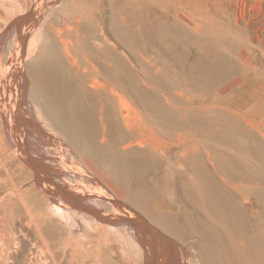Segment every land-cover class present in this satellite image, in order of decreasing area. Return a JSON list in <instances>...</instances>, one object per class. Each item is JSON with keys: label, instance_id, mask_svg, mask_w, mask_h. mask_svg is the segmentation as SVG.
<instances>
[{"label": "bare ground", "instance_id": "obj_1", "mask_svg": "<svg viewBox=\"0 0 264 264\" xmlns=\"http://www.w3.org/2000/svg\"><path fill=\"white\" fill-rule=\"evenodd\" d=\"M13 1L14 3L16 2L15 0ZM129 1L134 5H139V3L145 5L152 0ZM154 1L159 3L161 8L167 13L171 11L175 12L180 20L191 25L201 37L204 34L206 35L207 32H210L212 37L211 41L215 47V53L212 52V55L214 57L217 56V60L215 61L216 65L214 64L216 76L224 73L231 65H233L236 72L247 74L246 79L241 85L238 78L235 81H232V79L228 83L229 88L234 85V87L239 86V88L244 89L241 90L242 93L235 94L237 89L235 87L234 92L223 96V104L203 102L204 104L200 105L201 110L208 111L214 108L224 109L231 113V115L241 117V121L246 126L257 133L259 137H264L262 128L264 127V121L257 120L264 117V111L261 108H257L259 101L264 102V86L257 84L258 80L256 78L264 75V67L259 64L257 55L252 52L256 48L253 37L261 38L259 33L254 36L250 34L248 28L251 29L252 27H248L249 24L245 23L248 26H243L239 22L241 16L242 18H246L247 15L244 17V12L250 3L251 5L254 4V7L258 10L256 14L258 12L262 14L264 0ZM115 4L117 8L122 10L127 7L125 1L117 0ZM16 8L17 4L15 3L11 9ZM17 11L21 14L24 13L22 9H18ZM92 11L87 10L85 12V15L89 19L94 20L96 18L95 24L91 26V29H95L92 33L84 37L77 46L65 40L61 41L63 51L66 54L72 72L61 69L60 58L57 60L53 56L45 55L43 57L41 56V62L38 67L29 69V76L26 77L22 68H20L22 65V55H19L23 51L22 47L20 48V54L14 58V66L12 64L6 66L1 65L0 264H187V252L182 251L181 257H178L177 242L170 239L168 237L169 235L167 236L161 230L163 228L167 232L175 233L174 230L178 224L181 222L184 223L183 214L185 212L179 205V194L175 191L160 193L157 189L158 193L155 192L151 195L150 190H148L149 187H152V185L149 186L148 169L139 168L137 170V168L130 166L127 170V174L130 176L129 181L126 182L121 179L124 185H121L120 189H116V193L120 198L130 201L132 203L131 205L115 197L103 183L85 170L82 163L87 161V157L84 153L82 154L78 148L75 149L77 152H73L65 144V140H71L67 134L70 132L66 131L69 127L63 121V126H61V123L58 124L56 115L61 111L57 106V102L60 101L61 104H67L66 102L70 101L68 86H66L69 83L66 80L72 81L75 87L78 88H76V96L79 100H81V95L84 94V98L86 97V100L88 99V102H91L96 107V110L98 109V114L103 123L119 116L124 120L127 129L133 135L141 137L147 144H150L165 160L176 161L177 163H180L182 160H188L191 164L194 163L191 169L195 177L200 176V171H202L201 163H203L205 170V174H203L207 178L216 175L223 177L227 189L223 187L224 189L222 190H229V187L231 190L236 191L242 197L244 204L251 205L253 203L247 197L248 195L244 193L252 181L249 180L250 178H236L227 173L225 175L219 173V168L223 167L219 163L221 161L218 160L219 157L216 154L217 151H215L212 142L207 141L201 144V148H203L202 154H198L197 151H192V147L200 143L196 133L187 132L184 126L179 123H174V125L170 126L166 125L167 127H165L160 121L161 119L154 118L153 114L145 109V100H141L138 103L137 98L139 92L133 91L129 86H123L122 81L124 79L122 80L121 78L122 65L119 60V46H117V39L121 35V32L114 30L110 33L113 34L116 41L111 40V37L106 36L107 34H105L101 22H97V17L93 14L95 10ZM239 11L244 15L240 13V16ZM28 16H30L29 13L17 18L19 26H22V29L18 31L21 42L24 41L28 33ZM124 20L127 26L131 27L134 18L130 14H126ZM11 23L8 24V28ZM32 32L35 31L33 30ZM31 36L33 37V34ZM39 39L40 33L38 32L32 39L35 45L31 44L33 48L31 49L30 47L29 51H31L27 53V59L29 61L34 58L33 55L34 52L36 53L35 49ZM125 43L127 45L126 47L131 46L129 40H126ZM135 43L137 42L135 41ZM201 44L204 45V43ZM209 45L211 46V44ZM53 46L55 48L56 44ZM205 46L209 47L207 45ZM213 46L211 49H213ZM126 47L125 50L129 51V48L127 49ZM206 50L208 51L207 48ZM133 55L136 54L133 53ZM206 56L208 57L209 55L206 54ZM202 59L203 57H201L200 61ZM176 63L178 64V62ZM127 64H131V60ZM177 64L176 66H179ZM123 73L122 75L125 76ZM124 76L123 78L126 77ZM126 82L128 81L126 80ZM212 85H214V82ZM230 90L232 89L230 88ZM78 91L82 93H80V97L78 96ZM243 95L244 98L242 99L241 97ZM211 96L214 97L217 95L214 92ZM165 106V104H161L159 108H156V112L154 111L161 118L166 116ZM241 107L245 108V114H242ZM66 108L68 107L66 106ZM254 108L257 109L253 110ZM68 113L66 114L68 115ZM117 123L119 122L117 121ZM58 128H65V132L67 133L64 132L62 136H59L58 134L60 132L58 133ZM85 140L87 139L85 138ZM103 142L106 143V140L103 139ZM196 150L198 149L196 148ZM96 159L98 158L96 157ZM233 160L235 161V159ZM237 161L239 162L238 159ZM240 162L242 163V161ZM180 166L182 167L183 165ZM242 174L244 175V172L240 175ZM246 176H248V173ZM260 188L262 189V187ZM220 195L222 197V192L219 191ZM228 197L230 196L228 195ZM237 201H235V205ZM137 208L152 222L162 228H157L150 220L145 219L142 216V212L137 210ZM246 228L249 229V225ZM176 230L178 231V229ZM187 232L185 234H188ZM197 233H199V230ZM180 236L183 237L184 235L182 236L180 234ZM251 242L250 245H252ZM117 243H119L120 247L116 245ZM234 251L233 253L236 252ZM260 254H258V257ZM217 257L222 258L220 255ZM220 260H216V262L220 263ZM230 262L232 263L231 260ZM228 264L230 263L228 262ZM240 264L243 263L240 261Z\"/></svg>", "mask_w": 264, "mask_h": 264}, {"label": "rangeland", "instance_id": "obj_2", "mask_svg": "<svg viewBox=\"0 0 264 264\" xmlns=\"http://www.w3.org/2000/svg\"><path fill=\"white\" fill-rule=\"evenodd\" d=\"M15 1L17 8L12 10L11 8L13 4H15L13 0H0V69L2 68L1 65L6 66L12 64L14 66V58L20 54V48L22 47L23 51L19 55H22V65L20 68H22L26 77L29 76V69H35L38 67L41 58L45 55L53 56L57 60L60 58L59 61H61L60 64L63 67H61V69L72 72L66 54L63 51L61 41L65 40L72 43L74 46H77L84 37L88 36L93 30H95L91 29V26L92 24H95V17H97V22H101L105 34H107L106 36L111 37V40L116 41L113 34L110 33L114 30H119L121 32V35H119V38L117 39V46H119V60L122 65L121 72H125L123 74L126 76L125 77L121 73V78L122 80L124 79V81H122L123 86H129L133 91H137V93L139 92L137 98L138 103H140L139 101L141 100H145V109L149 110L154 118L161 119L160 121L165 127L174 125V123H179L184 126L187 132L196 133L199 138L197 139L200 143L195 147L193 146L191 149L192 151H197L198 154H202L203 148H201V144H204L207 141L212 142L215 151H217L216 154L219 157L218 160L221 161L219 163L223 167L219 168V173H222L223 175L227 173L236 178H250L249 180L252 181V184L250 183L251 186L248 185L249 187L244 193L245 195H248L247 197L253 201V203H251V205L244 204L242 197L229 187V190H222L224 188L227 189L223 177L216 175L207 178V176L204 175L205 170L203 168V163L201 162L202 171H200V176L195 177V174H193V170L191 169L192 164L194 163L191 164L188 160H182L180 163L165 160L150 146V144H147L141 137L133 135L127 129L124 120L119 116L111 119V121L107 120L108 123L107 121L103 123L98 114V109L96 110V107H94L91 102H88V99L86 100V97L84 98V94L80 91H78V96L80 97V95H82L80 97L81 100H79L76 96L77 87H75L72 81L66 80L69 84L64 83L68 86L67 89L69 90L70 101L66 102L67 104H61L60 101L57 102V106L61 111L56 117L58 124L61 123V126H63V121V123L70 128H68V130L66 129V131H69L72 134L65 132V128H58V133L60 132L58 135L62 136L64 132L67 133L71 140H65V144L71 148L73 152L78 148L82 154L84 153V155H86L87 161L82 163L85 170L103 183L115 197L124 200L131 205L132 203L130 201L120 198L116 193V189H120L121 185H124L122 180L126 182L129 181L130 176L127 174V170L130 166L137 168V170H139V168L148 169L149 186L152 185L148 190H150L151 195L152 193L154 194L157 192V189L160 193H170L175 191L179 194V205L185 214H183L184 223L181 222L178 224L174 230L175 233L167 232L161 226L152 222L140 209L137 208V210L142 212V216L145 219L150 220L157 228H162L161 230L167 236L169 235L168 237L170 239L177 242L178 257H181L182 251L187 252V264H218L219 262H216V260L218 261L220 259H223V261L220 260L219 264H228V262L230 264H240V261L243 264H264V137H259L257 133L253 132L248 126H246L241 121V117L231 115V113L224 109L214 108L208 111L201 110L200 105L206 102L223 104V96L234 92L236 88L235 94L238 95L240 92L242 93L241 90L244 89L239 88V86H235V88L234 85H230L232 90L229 91L230 88L228 87V83L231 82L230 80L233 79L232 81H235L238 78L241 85L247 77V74L236 72L233 65H231V69H227L224 73L217 76L215 75L214 68L217 56L214 57V55H212L215 53V47L211 41L212 37L210 32H207L206 35L204 34L201 37L191 25L180 20L175 12L171 11L167 13L161 8V5L154 0L145 5L140 3L139 5H134L129 0H120L125 1L127 5L123 10L116 7L117 5L115 2H117V0ZM262 8L263 13L261 14L258 12V16V14H256L258 10L254 7V4L251 5L250 3L245 9V15L239 11V15L240 13L244 15V17L247 15L246 18H242L240 15L241 18L239 22L243 26H248L245 25V23L249 24L248 27L252 28L248 29L253 36L259 33L261 39H258L257 37L256 39L255 36L253 37L256 48H254L253 50L255 51L252 52L257 55L259 64L264 67V5ZM18 9H22L24 13L21 14L17 11ZM87 10H95L94 12L92 11L95 16L94 20L89 19V17L85 15ZM27 13L30 14V16L27 17L28 33L24 41L21 42L20 33L18 31L22 29V26H19L17 18ZM126 14H130L131 17L134 18L133 24L131 25L132 28L125 23L124 16ZM9 23H11V25L8 28L7 26ZM33 30L35 32H32ZM37 31L40 33V39L35 49L36 53L34 52L33 55L34 58L29 61L27 59V53L31 51H29L30 47L31 49L33 48L31 44L35 45V42L32 39L36 33H38ZM32 34L33 37L31 36ZM126 40L130 41L131 46L126 47ZM135 41L137 43H135ZM54 43L56 44V49L53 46L55 45ZM201 43H204V45ZM209 44H211V46ZM205 45L209 47H206ZM212 46L213 49H211ZM125 47L127 49L129 48V51L125 50ZM203 47H206L208 51ZM49 49L51 53L48 51ZM130 50L136 55H133ZM136 52L139 54L141 53V56ZM206 54L209 56L207 57ZM131 56H133V58H131ZM221 56H223V54H221ZM201 57H203L202 61H200ZM128 59L131 60V64L133 63L132 66L131 64H127L129 61ZM121 60H123L122 63ZM176 62H178V64ZM158 63L159 65H157ZM176 64L179 66H176ZM125 68L127 69L125 70ZM123 76L125 78H123ZM256 78L258 80L257 84L264 86V75ZM126 80L128 82H126ZM213 82L214 85H212ZM214 92L217 96L212 97L211 95ZM241 98L243 99L244 95ZM159 102L166 105V116L162 118L155 113L156 108L161 106ZM90 105L94 107V110ZM258 105L257 108H261L264 111V102L259 101ZM66 106L68 108H66ZM257 108H254L253 110H256ZM152 111L155 112L153 113ZM241 111L242 114H245V108L241 107ZM66 113L70 116L66 117L68 116ZM116 120L119 123H117ZM257 120L264 121V117ZM262 128L264 131V127ZM80 131L82 132L80 133ZM85 138L88 141L85 140ZM121 138L122 140H120ZM103 139L106 140V143L103 142ZM196 148L198 150H196ZM232 155L235 157H232ZM96 157L98 159H96ZM126 157L129 160H127ZM131 157H133V159H131ZM109 158L111 159L109 160ZM233 159H235V161ZM240 161H242V163ZM180 165L183 166L181 167ZM186 166L187 168H185ZM243 172L244 175H240ZM247 173L249 177L246 176ZM154 186L157 188H154ZM258 186L262 187L263 190ZM219 191L222 192V197L221 195L219 196ZM260 193L263 194V196L261 194L262 198ZM228 195L230 197H228ZM229 199L230 201H228ZM236 199H239V202ZM235 201H237V206L235 205ZM248 225L249 229L246 228ZM176 229H178V231ZM198 230L199 233H197ZM186 232L188 234H185ZM180 234L184 236L181 237ZM240 235L244 237V239H242ZM250 241H252V245H250ZM116 245L120 247L119 243ZM232 250H235L237 253L235 251L236 254L233 253ZM258 252L261 253L259 257ZM219 255L222 256V258L217 257ZM214 256L215 258H213ZM235 257L238 259L236 260Z\"/></svg>", "mask_w": 264, "mask_h": 264}, {"label": "built area", "instance_id": "obj_3", "mask_svg": "<svg viewBox=\"0 0 264 264\" xmlns=\"http://www.w3.org/2000/svg\"><path fill=\"white\" fill-rule=\"evenodd\" d=\"M26 1V0H25ZM28 1V0H27Z\"/></svg>", "mask_w": 264, "mask_h": 264}]
</instances>
